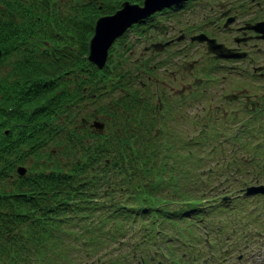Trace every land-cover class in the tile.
I'll return each mask as SVG.
<instances>
[{
    "label": "trees",
    "instance_id": "trees-1",
    "mask_svg": "<svg viewBox=\"0 0 264 264\" xmlns=\"http://www.w3.org/2000/svg\"><path fill=\"white\" fill-rule=\"evenodd\" d=\"M31 26L29 16L0 22L2 54L14 52L21 40L34 34ZM83 60V55L76 54L63 62L43 64L16 55L0 72V264H78L80 252L95 257L79 264H151L153 260L138 251L143 250L140 238L109 245L110 250L98 254L94 250L126 228H133V234L147 228L143 223L134 227L145 217L153 225V215L162 213L166 205L172 213L164 216L162 230L167 221L178 222L173 236L163 244L169 263L195 264L194 227L201 221L195 205L209 194L198 190L190 196L181 187L177 169L182 170L178 153L168 149L171 142L165 138L167 155L173 157L174 183L167 174V158L158 154L159 132L145 122L137 107L130 110L131 127L125 119L118 122L111 115L109 131L102 132L86 125L81 115L71 121L72 116L68 121L58 117L61 111L72 112L67 109L71 102L85 97L98 110L116 112L113 103H103L112 94L106 90L109 84L92 92H85L91 86L81 89L96 79L93 73L80 81L76 78ZM63 72L68 75L59 76ZM122 94L125 98L128 93ZM83 113L89 117V112ZM217 127L212 129L213 138L224 131L222 125ZM210 128H215L212 123ZM83 142L87 145L81 156ZM28 156L32 161L26 171L16 172L14 164H23ZM191 158L190 162L194 153ZM189 205L191 211L183 209ZM189 218L188 224L182 221ZM145 234L146 230L140 233ZM168 243L175 247H165Z\"/></svg>",
    "mask_w": 264,
    "mask_h": 264
},
{
    "label": "rangeland",
    "instance_id": "rangeland-1",
    "mask_svg": "<svg viewBox=\"0 0 264 264\" xmlns=\"http://www.w3.org/2000/svg\"><path fill=\"white\" fill-rule=\"evenodd\" d=\"M85 1L86 0H49L47 3V11L49 10V4H51L52 15H58L60 21H63V28L61 29L63 33L59 32L58 34L64 40L69 41L68 43H71L77 38L76 27L80 28L84 22V19L81 17L80 9H83L81 8V4L86 3ZM108 1L109 0H107V2ZM99 2L104 4L103 1ZM207 2V4L205 3V5H203L204 0H196L194 11L190 9L187 11L179 10L169 18L164 17L166 22V26L164 27L161 26L159 23L160 21L152 23L147 31V34L150 32L149 38H141L137 42H134L131 46V51L129 50V56H137L143 52H150V47H148V45L151 42L163 40L168 36H181L180 42H185L187 36H182L181 32H184L187 24L191 21V23L194 24L198 22L201 17L211 16L214 12L216 14L220 11V13H222L221 18L223 19L224 15L228 16L234 11L237 15L228 21L227 24L229 25L226 27L227 30L216 31L215 33L217 36L216 38L222 40L226 45L236 46V44H239V48L242 47L240 49H250L249 51L251 52H246L242 56V59L228 60L229 62H235L234 69L226 66L220 68L211 67V62L213 60H210L209 54L205 51L204 42L196 41L188 49L184 48L174 55L173 59L164 61L163 64L151 70L137 69L138 59L132 62L126 59L121 60V65L130 63L133 77L125 82L124 85L122 80H120V82L123 86H128L130 81L131 83L136 82L138 92L132 94V91H130L131 88H121V90H119L117 86L111 88L113 93L109 97L104 98L103 103L105 104L107 100L113 103V111H116L114 114H111V112L110 114L107 113L109 111L106 113L103 111L92 112L94 105H92L86 97L78 100L79 103L75 102L79 105H81L80 102H85V106L82 107L75 103H71V105L67 107V109L71 108L72 112L75 113L69 121L77 118L78 115H81V112L91 111L90 113L94 115H89L90 117H88V121H85V124L88 125L87 122L92 119L101 120L103 122L102 131L106 130V125H109L110 121L113 123L111 115L117 118L118 122L122 118L125 119L124 122L128 121L130 123L129 127H131L132 121L129 115L133 114L132 111L136 109V107L138 112L144 115L146 119L145 122L151 123V126H154L153 128H158V122L161 121L166 140L172 144V147L169 149H173L174 152L178 153L177 158L180 161L178 167H181L180 169L182 170L180 171L177 169V173L180 174L179 184L190 196H193L195 192L201 190V187L197 190L196 188L199 184L198 178L199 176L203 177L205 169L210 170L212 180L207 182L209 185H215L225 177L229 178L224 181V185H219L214 190L222 191L223 188L230 190V187L232 188L239 183L243 185L244 183L264 181V140H262L260 146H251L250 143V139L264 132V82H262L260 77H256L257 79L249 77L252 80L249 82L248 76L246 75L248 71H250V66L256 65L259 60L264 61V48L263 50L260 48L264 47V39L253 36L255 33L245 28L244 34L249 33L252 37H247L245 41H241L242 44L232 40L234 35L242 33L236 28L238 24L251 17H264V0H244L242 4L239 0H208ZM112 3L116 6L118 1L116 0ZM104 5L99 7L103 11L105 8ZM205 26L207 28L212 27L214 23H208L205 24ZM136 27L137 25H130L126 29L124 41H126ZM83 28H85V31L81 34V37L84 38V36H86V40L88 26L84 25L82 29ZM196 32H198V29L195 30V33ZM43 39L50 45L56 44L57 41L55 38L48 36H44ZM77 39L75 41L76 48L81 45ZM25 45L27 47L31 46L29 43ZM169 47L166 45L164 46V43L161 42V44L159 43L155 48L159 50L160 53L167 54ZM254 47H258L256 48V52H252ZM26 52L30 51L26 50ZM15 53L18 54L17 52ZM15 53L11 52L4 57L0 56V72L4 71L9 66L11 60L16 57ZM148 62L151 63L150 60ZM196 65L199 66L197 70L195 69ZM99 74L100 71L97 70L96 81L98 83H100ZM208 75H213L215 79L211 80V82H206V76ZM105 79L106 78L102 77V80ZM138 81H140V83ZM155 82L159 84L156 85ZM99 85L95 82H89V85H82V89L91 86L85 92H92L91 90L93 89L98 90ZM68 86L70 88L73 84L69 83ZM179 90L185 91L186 93L185 98L182 100L177 98ZM122 93L131 94H127L125 95L127 97L123 98L124 94ZM92 96H94V93ZM159 97L166 102L164 107L165 113L163 117L160 118L161 120L156 118L157 100ZM119 98H121V100H118ZM67 114L68 112L61 111L58 113V117L61 119L65 118L64 120L67 121ZM246 119H248V121ZM201 121H203V123H201ZM240 121L244 123V125L239 135L233 137L234 139H227L226 142L223 143V146H215L212 151L207 149L208 145L206 146V144L216 142L213 137V139H205L197 146L196 144L192 145L189 143V140L184 139L186 136L197 134L196 132L201 124L204 127L207 125L210 129V123L214 125V129L218 128L217 124H221L224 127V135L230 134L232 133V126ZM257 126L261 129L256 132L255 127ZM209 133H211L210 130ZM156 136L158 138L161 137V135L160 137L159 135ZM88 138L89 137H87V139ZM198 138L199 141L203 139L202 137ZM231 140L237 143L243 142L244 146L233 151L234 147L230 146ZM86 145L85 142L81 145V156L84 155L82 151L86 148ZM249 145L256 148H251ZM198 146L201 147V149H199ZM193 153L194 159L190 162ZM197 153L202 155V157L198 156ZM79 157L80 156H78V158ZM61 160L64 161L65 159ZM30 161H32V156L24 158V166H27ZM234 165H236L239 170L235 171ZM185 170H187L186 173ZM220 186L223 187L221 188ZM205 188L206 190L209 189L205 185L202 190L205 191ZM254 199H256L259 204L256 210L260 211V216L250 220L249 231L251 232L248 233L246 232L248 230H243L240 227H243L245 223L244 219L249 218V216L244 213V208H247L250 203H253ZM238 204L243 205L241 210H234V207L230 209L226 208L221 213H218V215L220 218L226 219L224 222V230L226 232H230L231 234V228L234 230L235 237L228 239V241L238 240L241 239L240 237L247 236L250 238L248 242L249 246L244 250L234 249L229 251L227 252V258L224 260L220 255L208 264H264V192L262 194L256 193L254 196H247L243 201L237 198L235 199V205L237 206ZM239 218H241V221ZM144 221L146 222V218L141 220L140 223H144ZM132 230L133 228H126L123 233L117 234L114 239H110L105 245L96 248L94 253L97 252L98 254L110 250L109 245H117L116 238H126ZM254 231L258 233H254ZM168 232L172 233L171 231ZM195 235L198 237L199 233L196 232ZM80 238L82 239L83 237ZM133 239L135 238L131 237L129 240L132 241ZM250 249L252 251H250ZM83 253L84 252L79 253L80 261L78 264L95 257L94 254L87 253L82 255Z\"/></svg>",
    "mask_w": 264,
    "mask_h": 264
},
{
    "label": "water",
    "instance_id": "water-1",
    "mask_svg": "<svg viewBox=\"0 0 264 264\" xmlns=\"http://www.w3.org/2000/svg\"><path fill=\"white\" fill-rule=\"evenodd\" d=\"M177 1V0H176ZM175 0H142L139 5L135 2L122 0L121 6L113 13L100 15L96 18L93 26V33L88 41L87 58L93 61L97 67H100L104 61L106 48L113 37L120 33L122 29L131 21L149 14L155 8L166 5ZM247 27L254 30L261 31L260 36L264 37V20H256L253 23H247ZM204 37L203 35L200 38ZM207 50H211L216 55H239L241 53H232L225 48L221 43H216L211 38H206ZM91 124L100 128L102 122L99 120H92ZM19 171L23 170L22 166H18Z\"/></svg>",
    "mask_w": 264,
    "mask_h": 264
},
{
    "label": "flooded vegetation",
    "instance_id": "flooded-vegetation-1",
    "mask_svg": "<svg viewBox=\"0 0 264 264\" xmlns=\"http://www.w3.org/2000/svg\"><path fill=\"white\" fill-rule=\"evenodd\" d=\"M221 12V11H220ZM216 13L215 12L213 13V17L212 16H204V17H207V20L209 23H214V25L218 26V22H219V18H220V15L221 13ZM221 26H222V22H221ZM239 26V24L236 26V28ZM240 30V29H239ZM242 33L239 34L238 36H241V35H246V33L244 34V30H240ZM249 34V33H247ZM235 47H239V44H236Z\"/></svg>",
    "mask_w": 264,
    "mask_h": 264
}]
</instances>
